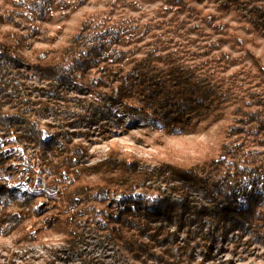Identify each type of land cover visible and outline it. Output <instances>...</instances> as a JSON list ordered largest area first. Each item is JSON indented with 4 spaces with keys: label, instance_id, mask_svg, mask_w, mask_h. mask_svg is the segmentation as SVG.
Returning <instances> with one entry per match:
<instances>
[{
    "label": "trees",
    "instance_id": "trees-1",
    "mask_svg": "<svg viewBox=\"0 0 264 264\" xmlns=\"http://www.w3.org/2000/svg\"><path fill=\"white\" fill-rule=\"evenodd\" d=\"M211 1L220 10L235 11L264 34V2ZM3 20L0 16V22ZM2 35L10 36L11 41L0 42V140L16 136L18 149L13 153L25 156L26 168L18 171L6 166L11 158L0 155L4 176H17L12 188L0 184V235L16 234L17 244H36L55 233L77 250L91 226L116 253L125 251L138 258L147 255L167 264H192L191 243L201 249L196 264H205L216 233L236 232L233 241L237 246L245 243L241 239L244 231L263 235L264 210L239 209L238 197L249 185L254 186L253 181L231 170V166H239L240 144L234 149L225 144L218 159L194 167L162 162L148 169L114 146L104 158L90 164L93 157L84 145L73 142V135L81 131L72 130L85 126L88 133L96 127L107 134L110 121L126 128L149 124L167 135H179L204 120H217L224 115L222 106L239 103L221 80L197 67L175 65V59L162 62L150 52L132 59L127 71L121 66L102 67L103 75L95 82L103 99L87 102L82 112H73L61 89L73 79L60 65L71 63L74 68L86 69L90 65L88 52L94 56L101 43L84 50L78 42L47 62L48 53L37 51L38 62L29 67V74L39 85L29 86L17 53L18 40L13 33ZM249 56L264 73L257 59ZM233 130L229 128L228 138L234 135ZM199 188L206 192L209 205L190 199V190ZM203 220L213 229H205ZM181 236L184 239L179 244ZM160 245L164 249L158 254L155 247ZM82 260L84 264H101Z\"/></svg>",
    "mask_w": 264,
    "mask_h": 264
},
{
    "label": "rangeland",
    "instance_id": "rangeland-1",
    "mask_svg": "<svg viewBox=\"0 0 264 264\" xmlns=\"http://www.w3.org/2000/svg\"><path fill=\"white\" fill-rule=\"evenodd\" d=\"M0 16L4 19L0 22V42L11 41L10 36L2 35L4 32L13 33L18 40L17 53L29 86L39 85L29 74V67L38 62L37 51L48 53L47 62L53 56L61 57L64 49L78 42L84 50L101 43L94 56L88 52L90 65L86 69L74 68L71 63L60 65L73 79L61 85L73 112H82L87 102L103 99L95 82L103 75L102 67L121 66L127 71L132 59L150 52L162 62L175 59V65L197 67L205 75L221 80L240 104L222 106L224 115L217 120H204L179 135H167L149 124L126 128L110 121L107 134L96 127L88 133L85 126L72 130L81 131L73 135V142L84 145L93 157L89 158L90 164L104 158L114 146L148 169L162 162L194 167L218 159L225 144L230 149L240 144L239 166L233 165L231 170L253 181L254 186L249 185L238 197L239 209L264 210V73L249 56L264 68V34L235 11L220 10L211 0H0ZM117 111L121 116V110ZM230 127L235 133L228 138ZM15 137L11 134L0 140V155L11 158L6 166L21 171L26 168L25 156L13 153L18 149ZM254 169L258 172L252 173ZM15 177L8 179L0 170L1 185L12 188ZM190 194L191 200L209 205L204 190L191 189ZM203 224L205 229H213L207 220ZM262 227L261 237L244 231L241 239L245 243L238 246L233 241L236 232L216 233L205 264H264V220ZM191 229L195 230L196 225ZM85 232L86 240L77 250L55 233L36 244H17L16 234L0 235V264H84L83 258L101 264H167L147 255L138 258L125 251L116 253L94 227L89 226ZM183 239L179 238V244ZM196 245L191 243L192 264L202 256ZM163 249L160 245L155 252L161 254Z\"/></svg>",
    "mask_w": 264,
    "mask_h": 264
}]
</instances>
